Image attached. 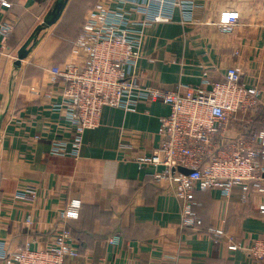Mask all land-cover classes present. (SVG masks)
<instances>
[{"label":"crops","instance_id":"crops-1","mask_svg":"<svg viewBox=\"0 0 264 264\" xmlns=\"http://www.w3.org/2000/svg\"><path fill=\"white\" fill-rule=\"evenodd\" d=\"M57 1L11 0L10 9L0 10V245L13 251L33 240L34 248H47L60 225V212L77 199L82 202L80 217L69 221V228L79 257L69 264H264L248 252L264 239L259 211L264 195L252 194L245 202L239 187L230 198L218 190L196 191L194 210L203 225L182 228L180 201L165 182L155 180L153 167L136 163L138 155L160 146V119L170 113L169 106L141 100L136 112L107 107L100 126L85 133L78 158L51 154L53 138L68 127L45 97L51 86L48 70L68 60L99 0H70L17 67L21 49ZM111 1L130 8L146 0ZM196 3L192 22L177 9L173 21L147 28L137 70L140 82L169 90L180 84L208 88L207 80L222 81L236 67L244 83L261 90L263 105L252 125L264 128V0ZM232 16L239 21L235 32L221 33L219 25ZM9 22L15 29L6 37L3 27ZM249 117L238 114L227 136L237 137ZM29 185L37 189L36 201L18 200ZM28 216L34 219L30 227ZM211 228L224 230V236L217 240ZM114 238L119 245L110 243ZM231 242L240 248L231 250Z\"/></svg>","mask_w":264,"mask_h":264},{"label":"built area","instance_id":"built-area-1","mask_svg":"<svg viewBox=\"0 0 264 264\" xmlns=\"http://www.w3.org/2000/svg\"><path fill=\"white\" fill-rule=\"evenodd\" d=\"M11 7V0H0V10ZM177 9L192 22L196 0H146L133 2L130 8L125 2L113 6L111 0H99L87 14L68 60L48 70L51 86L45 97L68 127L53 138L51 154L70 158L80 156L85 133L100 126L105 108L136 112L141 100L169 106L170 113L160 119V146L150 154L138 155L135 161L141 168L153 167L155 180L165 182L167 191L180 201L182 228H199L203 221L194 210L196 191L218 190L230 198L239 187L245 202L252 194L264 195V131L251 128L246 133L263 103L261 90L244 83L236 67L229 68L222 81L207 80L208 88L180 84L169 90L140 82L137 70L147 28L173 21ZM238 22L237 17H230L219 25L220 32L234 33ZM14 29V22H9L3 33L9 37ZM238 114L250 117L243 131L229 138L227 128ZM37 193L29 185L16 198L35 202ZM81 207L82 202L73 199L60 212V225L47 248H34L33 240L13 251L0 245V264H69L77 260L69 221L79 218ZM259 211L264 215V203ZM33 224V217L28 216L26 226ZM209 232L217 240L225 234L216 228ZM110 243L119 245L120 241L114 238ZM229 248L237 250L240 245L231 242ZM248 252L264 260V239L256 240Z\"/></svg>","mask_w":264,"mask_h":264},{"label":"water","instance_id":"water-1","mask_svg":"<svg viewBox=\"0 0 264 264\" xmlns=\"http://www.w3.org/2000/svg\"><path fill=\"white\" fill-rule=\"evenodd\" d=\"M69 1L70 0H58L57 1L53 10L51 11L49 17L45 20L44 24L41 25L36 30L33 37H31V39H29V41L21 49V51L19 53V57H18L19 59L16 63L17 67H20L22 65L23 60H25L29 56V54L32 52L33 47H31L29 49L30 44L34 42L33 46L35 47V45L37 43L38 34L41 31H43L44 29L49 28L50 26H52L53 24H55L58 21V19L61 17V15H62V13H63L64 9L66 8ZM180 171L185 173V174L189 173V171L184 169V168H181Z\"/></svg>","mask_w":264,"mask_h":264},{"label":"trees","instance_id":"trees-1","mask_svg":"<svg viewBox=\"0 0 264 264\" xmlns=\"http://www.w3.org/2000/svg\"><path fill=\"white\" fill-rule=\"evenodd\" d=\"M260 109V108H259ZM259 109H258V111H259ZM258 111H257V113H258ZM257 116V115H256ZM256 119V118H255ZM255 121V120H254ZM252 129L253 130H255V131H264V128H259V127H257V124L255 123V126L254 125H252ZM81 209H82V207H81ZM80 213H81V211H80ZM80 217V216H79Z\"/></svg>","mask_w":264,"mask_h":264},{"label":"rangeland","instance_id":"rangeland-1","mask_svg":"<svg viewBox=\"0 0 264 264\" xmlns=\"http://www.w3.org/2000/svg\"><path fill=\"white\" fill-rule=\"evenodd\" d=\"M70 26L73 27V28L76 27V25H75L74 23L70 24ZM69 34L73 35V34H75V33H74L73 31H70ZM76 34H77V33H76ZM71 35H70L69 37H73V39L75 40L76 35H75V36H71ZM73 39H72V40H73Z\"/></svg>","mask_w":264,"mask_h":264}]
</instances>
